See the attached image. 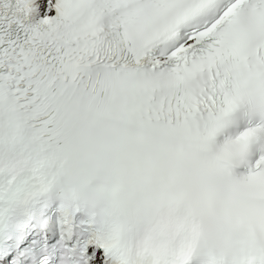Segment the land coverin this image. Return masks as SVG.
Here are the masks:
<instances>
[{
    "label": "snow or ice",
    "instance_id": "obj_1",
    "mask_svg": "<svg viewBox=\"0 0 264 264\" xmlns=\"http://www.w3.org/2000/svg\"><path fill=\"white\" fill-rule=\"evenodd\" d=\"M0 264H264V0H0Z\"/></svg>",
    "mask_w": 264,
    "mask_h": 264
}]
</instances>
